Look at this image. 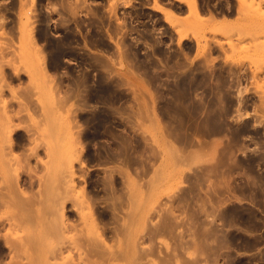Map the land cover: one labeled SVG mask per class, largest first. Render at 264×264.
I'll list each match as a JSON object with an SVG mask.
<instances>
[{"label": "rangeland", "instance_id": "1", "mask_svg": "<svg viewBox=\"0 0 264 264\" xmlns=\"http://www.w3.org/2000/svg\"><path fill=\"white\" fill-rule=\"evenodd\" d=\"M123 1L0 0V264H264V4Z\"/></svg>", "mask_w": 264, "mask_h": 264}, {"label": "bare ground", "instance_id": "2", "mask_svg": "<svg viewBox=\"0 0 264 264\" xmlns=\"http://www.w3.org/2000/svg\"><path fill=\"white\" fill-rule=\"evenodd\" d=\"M78 2H79V0H77ZM80 1H82V3H83V0H80ZM121 1V0H120ZM125 1V2H124ZM123 2V4H127L128 2H127V0H124ZM205 1L207 2V0H203V6L201 5L199 8H198V10H203V8H205V7H207V9L209 8V3H210V1H208L207 3H205ZM239 1V6L238 7H236V13L238 14V16H239V14H241V16H242V13H243V10H245V9H248V11H250L249 13H253V12H260V7H261V4L263 3L264 4V0H258L257 2L255 1V0H238ZM31 2H33V1H31ZM177 2H178V0H177ZM179 2H183V3H185V5L188 7V8H190L189 10H191V8H193V11L195 12V14H197L198 13V11H197V8H196V5H195V0H179ZM178 2V3H179ZM61 3V2H60ZM85 3V2H84ZM116 3H117V0H116ZM154 3H155V8L157 9V10H159V11H162V9H161V7L158 5V2H157V0H154ZM182 3V4H183ZM209 4V5H208ZM33 5V4H32ZM31 5V6H32ZM70 5V4H69ZM80 5H83V4H80ZM161 5V4H160ZM243 6H244V9H243ZM72 7H74V6H72ZM113 7H115V5L113 6ZM30 8H32V7H30ZM77 8V10H75ZM76 8H73L72 9V14L71 15H76L75 14V12L73 11V10H75V11H78V6L76 7ZM216 8V7H215ZM68 9H69V6H68ZM80 9V8H79ZM227 9V8H226ZM226 9H225V6L223 7V6H218L216 9H212V11H208L207 13H208V16H207V18H203V20H204V24H205V26H209L210 27V32L212 31V32H217V30H219L220 28H222V26L224 25V24H226V19L225 20H222V21H224V23L220 20V22H218V21H215V14H220V15H225V13H228L227 11L229 10V12L230 13H232L233 12V8H231V6L230 7H228V9H227V11H226ZM71 10V9H70ZM248 11H246L245 10V13L246 12H248ZM70 12V11H69ZM111 12H112V10H111ZM25 13V12H24ZM71 13V12H70ZM77 13V12H76ZM171 13V12H170ZM169 13V15H173V13H171L170 14ZM192 13V12H191ZM251 13V14H252ZM261 13H263V12H261ZM199 14V13H198ZM254 14V13H253ZM227 15V14H226ZM230 15V14H229ZM245 15V14H244ZM254 15H256V14H254ZM262 16H259V17H264V15L263 14H261ZM245 16H247V13H246V15ZM169 17V16H168ZM172 17V16H171ZM248 17V16H247ZM256 17V16H255ZM259 17H257V18H259ZM199 18V17H198ZM224 18V17H223ZM244 18V17H243ZM24 20H22V22H23ZM44 23V22H43ZM32 24V22H31V20H30V10L28 11V13H27V15H26V19H25V26H24V23H23V26H24V29H23V33H24V35L30 40V42H29V44L32 46V47H34L35 49L37 48V44H36V42L34 41V38H33V33H32V31H33V29L31 28V25ZM44 25V24H43ZM121 26V25H120ZM45 27V26H44ZM220 27V28H219ZM46 28V27H45ZM205 28V27H204ZM225 28V27H224ZM41 29H42V27H41ZM43 30V29H42ZM20 32L22 31V30H19ZM72 32V31H71ZM49 33V32H48ZM218 33V32H217ZM40 34V33H39ZM42 34V33H41ZM44 34V33H43ZM42 34V35H43ZM215 34V33H214ZM21 35V34H20ZM23 35V36H24ZM37 35V34H36ZM45 35H47V34H45ZM48 36V35H47ZM65 36V35H64ZM68 36H69V34H68ZM74 35H72V37H73ZM43 37H44V39H45V36L43 35ZM67 37V36H66ZM239 37V36H238ZM63 38V37H62ZM70 38V37H69ZM68 38V39H69ZM74 38V37H73ZM90 38L91 37H89L88 39L90 40ZM100 38H102V37H100ZM183 38H185V36L183 37ZM43 39V38H42ZM46 39H48V38H46ZM95 39V38H94ZM98 40V39H97ZM198 40V39H197ZM201 40V39H200ZM205 40L206 39H204V44L205 45H207V40H206V42H205ZM255 39H253V41H254ZM26 41V40H25ZM120 41V40H119ZM203 41V40H202ZM28 42H27V44H28ZM48 42H49V40H48ZM93 41H91V46H93L94 44H97V45H99L100 47H104V46H106V43H104L103 41H99L98 40V42L97 41H94V43H92ZM255 42V41H254ZM256 42H258V41H256ZM60 43V42H59ZM117 43V42H116ZM259 43H261V42H259ZM26 44V43H25ZM36 44V45H35ZM49 44H50V42H49ZM196 44H197V42H196ZM199 44V43H198ZM203 44V45H204ZM230 44V43H229ZM52 45H53V43H52ZM52 45H50L51 46V48H52ZM204 45V46H205ZM252 45V44H251ZM257 45V44H256ZM259 45V44H258ZM264 45V44H263ZM31 46H29V47H31ZM117 46V45H116ZM204 46H202V47H204ZM218 46H220V44L218 45ZM233 46L234 45H231L230 47H232V48H230L231 49V51L232 50H235V52H236V48H235V46H234V49H233ZM259 46H261V45H259ZM259 46H255V44L253 45V47L251 46V48H255V47H257V48H255V49H258V47ZM54 47V46H53ZM61 47V45L59 46V48ZM63 48V47H62ZM250 47H245V48H242V50H241V47H240V49H237L238 51L239 50H241V51H243V49L244 50H248ZM56 49V48H55ZM255 49H254V51H255ZM29 50V49H28ZM32 50V49H31ZM30 50V51H31ZM52 50V49H51ZM61 50V49H60ZM63 50V49H62ZM64 51V50H63ZM238 51L236 52V54L238 53ZM240 51V52H241ZM253 51V52H254ZM37 52V51H36ZM55 52H58V51H55ZM65 52V51H64ZM233 53H234V51H232ZM251 52V51H250ZM249 52V54H251ZM257 51H255L254 53H256ZM61 53H63V52H61ZM123 53H124V51H123ZM126 53V52H125ZM245 53V52H244ZM247 53H248V51H247ZM239 54V53H238ZM253 54V53H252ZM257 54V53H256ZM247 55V54H246ZM56 56H57V54H56ZM242 56V55H241ZM228 58V56L226 57V59ZM238 58V57H237ZM237 58H235L236 59V62L238 61V62H240L241 60L239 59V60H237ZM245 58V57H244ZM247 58V57H246ZM251 58H253V59H251ZM249 62H251L252 64L254 63V62H256L255 60H256V57H250L249 56ZM250 59H251V61H250ZM102 60V59H101ZM101 60L98 58L97 59V62L98 63H100V64H104L105 62H102L101 63ZM213 60V59H212ZM212 60H210V61H212ZM253 60V61H252ZM258 60H259V58H258ZM102 61H104V60H102ZM110 61V60H109ZM231 61H233V58H231ZM235 61V60H234ZM55 64V63H54ZM57 64V63H56ZM102 64V65H103ZM251 64V65H252ZM141 67H143L144 68V62L142 63H140L139 64ZM152 65V64H151ZM151 65H148V66H151ZM257 65V64H256ZM105 66H106V64H105ZM137 66H138V64H137ZM136 66V67H137ZM255 65H252V67L253 68H250V70H251V79H252V82H251V84L252 85H255L258 89H260V88H264L263 87V79L262 78H259L260 77V75L262 76V71H261V69H259L260 68V66L259 67H257V69H255V67H254ZM258 66V65H257ZM90 67V66H89ZM141 67H140V69H141ZM139 69V70H140ZM144 70H146V69H144ZM141 71V70H140ZM221 71V70H220ZM144 72V71H143ZM146 72V71H145ZM220 73V72H219ZM146 75V74H145ZM189 75H191V74H189ZM188 74H187V76H189ZM217 75H220V74H217ZM186 75H185V77H187ZM195 76V75H194ZM203 76V75H202ZM221 76V75H220ZM219 76V80H217V78H215V80L217 81V84H219V81H220V83L223 85L224 84V86L222 87V88H225V86L227 87L228 86V88L227 89H229L230 88V86L227 84L229 81H226L225 80V82H223L222 83V81H221V77ZM204 77H205V75H204ZM215 77H217V76H215ZM184 78V77H183ZM190 81H191V78H189V77H187ZM207 78V77H206ZM221 78V79H220ZM188 79H185V80H188ZM193 79H194V77H193ZM192 79V84H193V82H195V85L196 84H199L198 82L196 83V80L194 79L193 80ZM197 79V78H196ZM204 79V78H203ZM202 79V80H203ZM225 78H223V80H224ZM207 80V79H206ZM197 81H199V79L197 80ZM200 81H201V79H200ZM185 82V81H184ZM205 82V81H204ZM207 82V81H206ZM182 83H183V81H182ZM186 83H189V81H186ZM202 83V82H201ZM208 83V82H207ZM184 84V83H183ZM192 84H186L187 85V87H185L186 85H184V89L185 88H188L190 85H192ZM204 84H206V83H203V85ZM213 84V83H212ZM215 84V83H214ZM226 84V85H225ZM189 85V86H188ZM194 85V86H195ZM206 85H208V84H206ZM211 85V84H210ZM231 85V87H234V86H232L233 84L231 83L230 84ZM180 86H181V84H180ZM198 86V88H200L199 87V85H196V87ZM209 86V85H208ZM219 87L218 88H221L220 87V85H218ZM238 86V85H237ZM193 87V86H192ZM204 87V86H203ZM216 87H217V85H216ZM216 87H215V89H214V87H213V89L214 90H216ZM205 88H206V86H205ZM211 88V87H210ZM238 88V87H237ZM194 89H195V87H194ZM197 89V88H196ZM204 89V88H203ZM245 89V88H244ZM244 89H239L238 88V92H237V95L238 96H240L242 93H243V91H244ZM188 90H190V89H188ZM210 90V89H209ZM219 90V89H218ZM221 90V89H220ZM246 90H248L247 88H246ZM245 90V91H246ZM206 91V90H205ZM212 91V90H211ZM225 92H226V90H224ZM214 92V91H213ZM186 93V92H185ZM210 93V92H209ZM214 94H217L216 92L214 93ZM224 94V93H223ZM227 94V93H226ZM229 94V93H228ZM187 95V94H186ZM186 95L184 94V96L186 97ZM208 95V94H207ZM213 97V96H212ZM217 97H218V95H217ZM214 98V97H213ZM223 98V97H222ZM225 98V97H224ZM227 98H228V96H227ZM227 98H225V99H227ZM221 99V98H220ZM202 100V99H201ZM217 100V99H216ZM238 100V102H239V99H237ZM204 101L206 102V99H204ZM210 101H211V99H210ZM241 101V100H240ZM239 104H241V102L239 103ZM238 105V104H237ZM238 107V106H237ZM236 111H240V106L237 108V110ZM237 112V113H238ZM218 116V115H217ZM214 117H216V115L214 116ZM213 118V117H212ZM218 118V117H217ZM217 118H215V119H210L209 121H208V125L207 126H209V127H206V128H209V129H206V130H210L212 133H214V134H216V133H221V132H223L224 130H223V128L224 127H226L225 125H224V127H223V122L222 123H220V122H218V120H220V119H218V120H216ZM205 120V119H204ZM206 121V120H205ZM224 121V120H223ZM186 122V121H185ZM203 122V121H202ZM200 123V122H199ZM198 123V124H199ZM204 123V122H203ZM225 123V122H224ZM201 124V123H200ZM200 124H199V127H201L200 126ZM202 126H203V124H201ZM192 126H193V124H192ZM228 126V125H227ZM242 126V125H241ZM195 127V126H194ZM204 127V126H203ZM239 128H240V126H238ZM202 128V127H201ZM201 128H199L200 130H201ZM227 128V127H226ZM231 129V128H230ZM233 129H234V127H233ZM198 130V129H197ZM223 130V131H222ZM235 130L237 131V129L235 128ZM239 130H241L243 133H245V132H247L248 130H249V126H248V124L247 123H245ZM204 131V130H203ZM209 131V132H210ZM229 131V130H228ZM201 132V131H200ZM210 132V133H211ZM242 132H240V133H242ZM203 134V133H202ZM235 134V133H234ZM219 135V134H218ZM235 136H236V134H235ZM234 136V137H235ZM182 137V136H181ZM185 139V138H184ZM187 142V141H186ZM180 143V142H179ZM182 143H183V141H182ZM130 144V143H129ZM129 146V145H128ZM128 146H127V149H128ZM129 157V156H128ZM133 160V159H132ZM126 162H127V160H125ZM131 161V160H130ZM129 161V162H130ZM134 161V160H133ZM133 161H131V162H133ZM125 162V163H126ZM127 164V163H126ZM127 166V165H126ZM131 167V166H130ZM129 167V168H130ZM259 196V195H258ZM254 197V196H253ZM226 211V210H225ZM228 211V210H227ZM229 212V214H228V219L229 220H234L235 219V217H241V213H239L240 211H235V208H234V210H230V211H228ZM251 212V211H250ZM249 212V213H250ZM252 213V212H251ZM222 214H223V212H222ZM253 214V213H252ZM250 215V214H249ZM221 216H223V215H221ZM246 216V215H245ZM224 217V216H223ZM233 217V218H232ZM227 218V217H226ZM230 218H232V219H230ZM252 218V216H248L247 215V217H242V220L243 221H246V222H248L249 221V223H248V225L250 224V225H256V224H254V223H256V222H253L252 224L250 223V221L252 222V220L253 219H251ZM224 220V222H225V219H223ZM227 222V221H226ZM230 222L231 221H229V224H230ZM257 227H255L254 226V228L253 229H255V228H258L259 227V225H256ZM252 229V230H253ZM230 237V236H229ZM231 237H233V236H231ZM232 239V238H231ZM236 239V238H235ZM233 240H234V238H233ZM235 242H236V240H234ZM247 242H246V247L248 248V247H250L251 249H252V247L253 248H255L256 246V244H258L260 241H261V238H254V240H251V241H248V240H246ZM244 242V241H243ZM232 244V243H231ZM244 244V243H243ZM234 246V245H233ZM237 246V245H236ZM255 246V247H254ZM245 247V246H244ZM246 248V249H247ZM250 248H248V249H250Z\"/></svg>", "mask_w": 264, "mask_h": 264}]
</instances>
